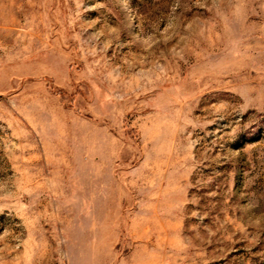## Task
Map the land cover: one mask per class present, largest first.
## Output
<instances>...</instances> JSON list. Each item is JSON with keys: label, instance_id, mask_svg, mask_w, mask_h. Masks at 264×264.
I'll list each match as a JSON object with an SVG mask.
<instances>
[{"label": "rangeland", "instance_id": "374dc122", "mask_svg": "<svg viewBox=\"0 0 264 264\" xmlns=\"http://www.w3.org/2000/svg\"><path fill=\"white\" fill-rule=\"evenodd\" d=\"M0 264H264V0H0Z\"/></svg>", "mask_w": 264, "mask_h": 264}]
</instances>
